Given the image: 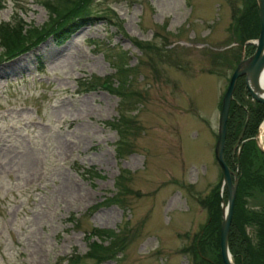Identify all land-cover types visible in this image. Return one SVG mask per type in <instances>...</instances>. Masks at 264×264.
Listing matches in <instances>:
<instances>
[{"label":"rangeland","instance_id":"1","mask_svg":"<svg viewBox=\"0 0 264 264\" xmlns=\"http://www.w3.org/2000/svg\"><path fill=\"white\" fill-rule=\"evenodd\" d=\"M44 1L0 0V22L41 25ZM90 7L122 31L96 18L63 42L48 37L16 57L0 54V264H65L87 251L92 229L113 230L124 242L98 264H190L181 248L207 216L197 199L220 177L213 145L231 72L208 70L214 53L239 46L230 28L242 0H92ZM104 51H123L136 65L127 91L140 92L138 103L121 106L100 86L82 89L81 81L112 75ZM120 113L137 132L116 154L118 134L106 122ZM123 170L130 191L119 189L120 203L99 204L116 192Z\"/></svg>","mask_w":264,"mask_h":264},{"label":"trees","instance_id":"2","mask_svg":"<svg viewBox=\"0 0 264 264\" xmlns=\"http://www.w3.org/2000/svg\"><path fill=\"white\" fill-rule=\"evenodd\" d=\"M92 0H56L55 2L44 1L48 19L41 25L35 26L26 24L22 18L17 20L0 22V54L4 58H13L26 53L36 47L39 43L51 37L55 42H63L78 27L91 22L96 18H102L114 24L117 30L122 31L118 21H113L105 13L92 12L90 3ZM1 7V6H0ZM243 8V9H242ZM242 8L233 17L230 34L239 43L236 48L229 49V55L214 53L212 55L215 68L208 70L209 73L219 71L221 66H227L231 70L235 66L240 53V45L247 39L256 38L258 34V18L255 0H242ZM141 51L152 50L156 56L160 49L149 41L132 39ZM253 46L246 45V49ZM104 54L109 57V64L113 67L111 77L116 80V85L110 84V76L102 79L92 76L86 81H81L82 89L89 91L100 86L120 97V105L127 103H138L141 94L139 91L128 92V78L134 74L136 65L128 63V56L123 51L115 54ZM1 60V59H0ZM38 67H40L38 65ZM132 77V76H131ZM244 86L241 78H237L233 98L230 101L226 131L223 146V157L226 164L234 169L235 152L230 156L231 147L236 139L239 130L248 116L243 136L238 150L237 164V185L232 208V216L228 230L227 245L228 251L234 264H264V153L256 146L253 136L256 133L258 124L264 117V105L257 102L243 100ZM133 99L130 100L129 96ZM122 99V100H121ZM133 110V109H132ZM109 127L118 134L115 152L121 154L128 151L127 134H135L137 128L135 121L130 116L122 113L113 120L106 122ZM126 170L121 171L114 181L116 192L106 196L99 204H117L122 200L117 197L120 190L130 191L124 188L123 181L128 179L124 175ZM121 180V181H120ZM220 177L212 187L211 192L199 197L197 202L206 208L207 216L199 229L191 236L190 242L181 248V251L188 254L190 264H222L219 256V221L221 218L219 208V187ZM260 196L258 204L251 203V199ZM225 195H223L224 197ZM92 235L95 238H92ZM87 251L78 255L71 254L66 258L65 264H98L108 259L115 258V253L124 245L123 239L118 233L110 229H92L86 235ZM105 241V243H104Z\"/></svg>","mask_w":264,"mask_h":264},{"label":"water","instance_id":"3","mask_svg":"<svg viewBox=\"0 0 264 264\" xmlns=\"http://www.w3.org/2000/svg\"><path fill=\"white\" fill-rule=\"evenodd\" d=\"M255 4L257 7L258 34L256 38L246 40L241 45L239 59L229 75L226 88L221 97L216 125V139L213 145V156L221 170L219 193L221 194L223 189L226 193L225 200L221 195L219 197L221 213L219 221V254L223 264H233L227 247V235L232 216L237 175L235 171H232L226 165L222 150L224 146L227 113L236 79L242 76L245 89L250 99L264 104V87L259 84V75L264 68V0H255ZM246 44H250L254 47L252 53L247 56L244 55V46ZM247 118L246 116L234 145L232 146V150L236 149L238 151L240 147L241 137ZM254 141L258 149L264 153V147L260 144L257 134L254 137Z\"/></svg>","mask_w":264,"mask_h":264},{"label":"flooded vegetation","instance_id":"4","mask_svg":"<svg viewBox=\"0 0 264 264\" xmlns=\"http://www.w3.org/2000/svg\"><path fill=\"white\" fill-rule=\"evenodd\" d=\"M252 51H253V47H252V49L250 48L249 50H247L246 49V46H245V50H244V52H245V56H247V55H249V54H251L252 53ZM238 78H241V80H242V82H243V77L242 76H240V77H238ZM237 80V79H236ZM236 83V82H235ZM243 86H244V82H243ZM244 89H245V86H244ZM242 99L243 100H249L250 102H256V101H253V100H251L250 99V97H249V95H248V93H247V91H246V89L244 90V95H243V97H242ZM258 103V102H257ZM261 104V103H260ZM247 116V115H246ZM248 117V116H247ZM246 118V117H245ZM248 119V118H247ZM247 122V121H246ZM244 131V130H243ZM238 135V134H237ZM242 136H243V134H242ZM237 137V136H236ZM236 140V139H235ZM263 140H264V135H263ZM235 142V141H234ZM241 142H243V140H242V137H241ZM233 145H234V143H233ZM232 145V146H233ZM234 152H235V164H234V169H232V168H230L227 164V166L232 170V171H235L236 173L238 172V162H237V155H238V152L236 153V150H232V147H231V152H230V156H232L233 154H234ZM224 158V157H223ZM225 161V160H224ZM226 163V162H225ZM223 195H225L224 197H223ZM222 198L225 200L226 199V193H225V191L223 190V193H222ZM235 198V197H234ZM233 203H234V201H233ZM220 256V255H219ZM230 258H231V255H230ZM220 260H221V258H220ZM232 260V259H231ZM222 262V261H221ZM233 262V261H232ZM233 264H234V262H233Z\"/></svg>","mask_w":264,"mask_h":264},{"label":"bare ground","instance_id":"5","mask_svg":"<svg viewBox=\"0 0 264 264\" xmlns=\"http://www.w3.org/2000/svg\"><path fill=\"white\" fill-rule=\"evenodd\" d=\"M20 64V63H19ZM19 64H15V66H19ZM259 84L260 86L264 87V68L262 69L260 75H259ZM260 129H264V120L260 125Z\"/></svg>","mask_w":264,"mask_h":264}]
</instances>
